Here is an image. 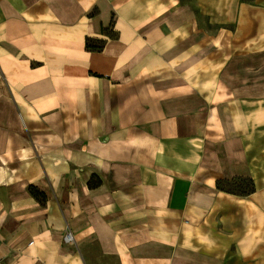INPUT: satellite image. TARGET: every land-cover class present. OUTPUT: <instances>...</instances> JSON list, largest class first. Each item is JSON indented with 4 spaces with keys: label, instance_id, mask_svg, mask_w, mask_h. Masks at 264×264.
<instances>
[{
    "label": "crops",
    "instance_id": "crops-1",
    "mask_svg": "<svg viewBox=\"0 0 264 264\" xmlns=\"http://www.w3.org/2000/svg\"><path fill=\"white\" fill-rule=\"evenodd\" d=\"M246 48L264 0H0V264H245L256 202L217 186L257 178L220 101L237 91L190 73L235 81Z\"/></svg>",
    "mask_w": 264,
    "mask_h": 264
},
{
    "label": "rangeland",
    "instance_id": "rangeland-1",
    "mask_svg": "<svg viewBox=\"0 0 264 264\" xmlns=\"http://www.w3.org/2000/svg\"><path fill=\"white\" fill-rule=\"evenodd\" d=\"M200 20L205 19L200 17ZM208 28L215 34L218 27L208 25ZM242 50H257L258 61L256 64L242 65V67L245 66V72L241 73V77L235 81L228 75V71H232L231 65L211 61L196 65L190 75L194 78L191 83L196 84V88L209 89V93H211L212 90L225 86L221 82L223 79L219 78L223 74L226 76V80H223L225 84L237 91L235 96H222L220 101L225 100L227 104L223 105H226L224 107L229 108L228 110H232L228 104L234 105L235 115L234 118L229 119V127H232V133L239 134L241 149L245 155L256 159L257 178L237 176L229 180L222 179L218 181L217 186L234 194L232 195L234 198L255 200L256 208L247 209L243 206L239 208L242 220L237 226L241 227L242 235L245 230H248V227L256 235L255 254L246 256L243 263L264 264V48ZM248 53L250 54V52ZM242 54H244L242 56H246L247 52ZM201 73L206 74L208 78L195 79V76ZM249 192L254 193L247 197ZM67 232L71 233L70 230H67L65 234Z\"/></svg>",
    "mask_w": 264,
    "mask_h": 264
},
{
    "label": "trees",
    "instance_id": "trees-1",
    "mask_svg": "<svg viewBox=\"0 0 264 264\" xmlns=\"http://www.w3.org/2000/svg\"><path fill=\"white\" fill-rule=\"evenodd\" d=\"M96 43H91L90 40L87 41L86 46L90 49H98L101 48L102 46V41L101 40H96ZM101 184L100 179H96V181H93V178H91L89 185L92 187H97ZM30 192L32 193V195H34L36 198H38L40 200V202L44 203L46 200V197L44 195V193L34 189V188H29Z\"/></svg>",
    "mask_w": 264,
    "mask_h": 264
},
{
    "label": "built area",
    "instance_id": "built-area-1",
    "mask_svg": "<svg viewBox=\"0 0 264 264\" xmlns=\"http://www.w3.org/2000/svg\"><path fill=\"white\" fill-rule=\"evenodd\" d=\"M71 239H72V235H71V233H70V232H67V233L64 235V240H65L66 242H69V241H71Z\"/></svg>",
    "mask_w": 264,
    "mask_h": 264
}]
</instances>
